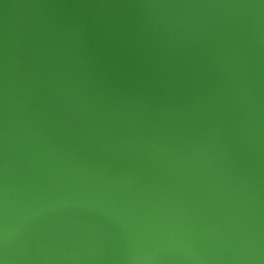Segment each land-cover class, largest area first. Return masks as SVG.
<instances>
[{
    "label": "water",
    "instance_id": "obj_1",
    "mask_svg": "<svg viewBox=\"0 0 264 264\" xmlns=\"http://www.w3.org/2000/svg\"><path fill=\"white\" fill-rule=\"evenodd\" d=\"M0 264H264V0H0Z\"/></svg>",
    "mask_w": 264,
    "mask_h": 264
}]
</instances>
